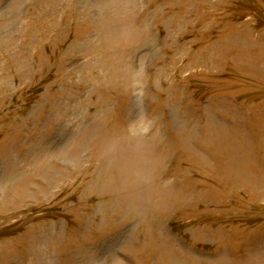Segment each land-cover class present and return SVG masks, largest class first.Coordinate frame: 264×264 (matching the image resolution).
Returning a JSON list of instances; mask_svg holds the SVG:
<instances>
[{
	"label": "rangeland",
	"instance_id": "1",
	"mask_svg": "<svg viewBox=\"0 0 264 264\" xmlns=\"http://www.w3.org/2000/svg\"><path fill=\"white\" fill-rule=\"evenodd\" d=\"M0 264H264V0H0Z\"/></svg>",
	"mask_w": 264,
	"mask_h": 264
}]
</instances>
